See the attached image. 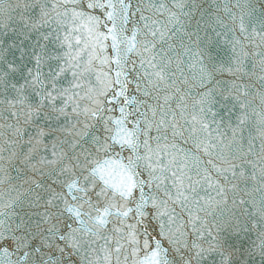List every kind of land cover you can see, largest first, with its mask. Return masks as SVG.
Segmentation results:
<instances>
[{"label":"snow or ice","instance_id":"snow-or-ice-1","mask_svg":"<svg viewBox=\"0 0 264 264\" xmlns=\"http://www.w3.org/2000/svg\"><path fill=\"white\" fill-rule=\"evenodd\" d=\"M0 264H264V0H0Z\"/></svg>","mask_w":264,"mask_h":264}]
</instances>
